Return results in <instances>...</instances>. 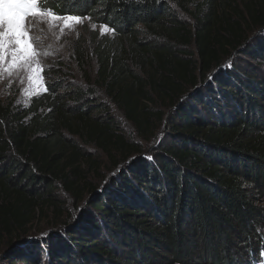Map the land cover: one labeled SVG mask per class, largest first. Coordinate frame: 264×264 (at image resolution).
Returning a JSON list of instances; mask_svg holds the SVG:
<instances>
[{"label": "trees", "instance_id": "trees-1", "mask_svg": "<svg viewBox=\"0 0 264 264\" xmlns=\"http://www.w3.org/2000/svg\"><path fill=\"white\" fill-rule=\"evenodd\" d=\"M49 5L111 30L89 36L90 85L71 84L57 66L27 105L0 101V264H220L233 236L254 246L264 201V0ZM78 44L72 54L84 65ZM38 220L63 229L12 247ZM249 254V264H264Z\"/></svg>", "mask_w": 264, "mask_h": 264}, {"label": "rangeland", "instance_id": "rangeland-1", "mask_svg": "<svg viewBox=\"0 0 264 264\" xmlns=\"http://www.w3.org/2000/svg\"><path fill=\"white\" fill-rule=\"evenodd\" d=\"M48 4H50V0H48ZM62 27L63 25L58 21L53 28L49 29L47 23H44L42 26L40 17L36 18L34 30L31 34L33 36L40 37V40L35 46L41 53L38 59L43 69L40 73L42 80L40 83L30 82L27 78L28 72L24 69H20L18 71L14 70L11 76H9L6 72H0L1 102L11 100L17 105H27L32 97L42 94L45 90L44 84L48 77L46 78L43 72H50L52 69H56L57 66L63 67L62 71L65 75L69 74L68 82L71 84L79 87L85 86L86 83H88L87 85L91 84L90 81H92L96 72V65L94 60L87 54V48L90 44L89 36L95 32H98L100 35H107L109 32L104 31L102 34L101 27H93V25H91L87 20H82L81 23H73L68 27H64L63 31H61ZM78 41V45H80L82 49H85V54L88 55L85 61L83 60L84 65H80V62H78L72 54L73 45ZM44 52L49 54L45 56L43 55ZM97 98H99L102 102H107L104 98H102L101 93H97ZM115 118L126 133L131 134L133 132V128L124 121L120 114L115 115ZM157 140L158 139H153L150 142L142 143L141 146L143 151L149 153L156 145ZM134 141L136 140L134 139ZM88 151L92 150L89 149ZM96 155H98L101 161H105L103 157L99 156V154ZM79 206H81V204L74 205V209L71 212L72 214L70 213L72 217L76 216V218L80 219L84 207L81 212H79ZM257 206L262 209L263 215L262 218L259 219V224L253 231L256 238L254 235L251 236L254 246L250 247V245L247 242H244V240L237 236H233V246L229 250V259L225 262H221L220 264H249L248 258L250 257V251H253L254 253L252 256L260 259L262 252H264V201L260 199ZM42 220L35 221L32 229L26 231L25 235H36L40 232L49 230L51 226L47 225L46 220L41 222ZM25 235H21L20 237ZM204 264H214V262L210 261L205 262Z\"/></svg>", "mask_w": 264, "mask_h": 264}, {"label": "snow or ice", "instance_id": "snow-or-ice-1", "mask_svg": "<svg viewBox=\"0 0 264 264\" xmlns=\"http://www.w3.org/2000/svg\"><path fill=\"white\" fill-rule=\"evenodd\" d=\"M37 17L41 18L42 26L47 23L49 29L61 22V31L73 23L90 19L83 14L58 15L48 0H0V72L11 76L14 70L24 69L30 82H41L43 69L38 59L41 53L35 46L40 37L31 34ZM101 29L102 34L111 30L107 25H101Z\"/></svg>", "mask_w": 264, "mask_h": 264}, {"label": "water", "instance_id": "water-1", "mask_svg": "<svg viewBox=\"0 0 264 264\" xmlns=\"http://www.w3.org/2000/svg\"><path fill=\"white\" fill-rule=\"evenodd\" d=\"M220 67V66H219ZM146 155V152H143L141 155H138V156H135L133 158V160H136L142 156ZM124 167V165H119V167L114 170L112 172V175H114V173H116L117 171L121 170L122 168ZM90 197L91 196H88L82 203H81V206H79V212H81L82 208L85 206V204L90 200ZM61 229H63V225H55V226H52L49 230L47 231H44V232H40L36 235H25V236H22L20 237L18 240L14 241L13 243V246L12 247H18L20 245H22L23 243L25 242H29V241H37L41 238H45V237H49L51 235H54L55 233H57L58 231H60Z\"/></svg>", "mask_w": 264, "mask_h": 264}]
</instances>
